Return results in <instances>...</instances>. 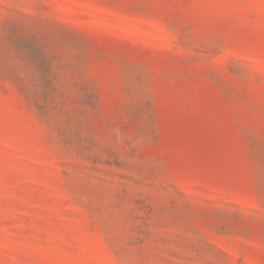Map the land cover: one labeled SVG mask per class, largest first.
Masks as SVG:
<instances>
[{
	"label": "rangeland",
	"instance_id": "rangeland-1",
	"mask_svg": "<svg viewBox=\"0 0 264 264\" xmlns=\"http://www.w3.org/2000/svg\"><path fill=\"white\" fill-rule=\"evenodd\" d=\"M0 264H264V0H0Z\"/></svg>",
	"mask_w": 264,
	"mask_h": 264
}]
</instances>
